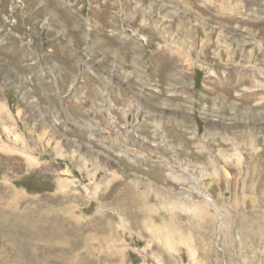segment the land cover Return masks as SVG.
<instances>
[{"label": "rangeland", "instance_id": "374dc122", "mask_svg": "<svg viewBox=\"0 0 264 264\" xmlns=\"http://www.w3.org/2000/svg\"><path fill=\"white\" fill-rule=\"evenodd\" d=\"M0 264H264V0H0Z\"/></svg>", "mask_w": 264, "mask_h": 264}]
</instances>
